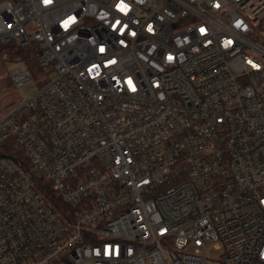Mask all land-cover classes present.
Returning <instances> with one entry per match:
<instances>
[{
  "label": "built area",
  "instance_id": "2783aa9c",
  "mask_svg": "<svg viewBox=\"0 0 264 264\" xmlns=\"http://www.w3.org/2000/svg\"><path fill=\"white\" fill-rule=\"evenodd\" d=\"M11 41L51 69L0 111V264H264V0H0Z\"/></svg>",
  "mask_w": 264,
  "mask_h": 264
},
{
  "label": "rangeland",
  "instance_id": "374dc122",
  "mask_svg": "<svg viewBox=\"0 0 264 264\" xmlns=\"http://www.w3.org/2000/svg\"><path fill=\"white\" fill-rule=\"evenodd\" d=\"M25 66L21 60H12L0 56V111L5 110L10 105L16 103L18 100H22L26 97V93H34L40 84L46 80L48 72L51 66H43V72L38 75H33V79L30 83H27L24 88L15 87L9 80V72L17 66ZM218 252V249L214 247H208L204 253L206 255H214Z\"/></svg>",
  "mask_w": 264,
  "mask_h": 264
},
{
  "label": "trees",
  "instance_id": "16d2710c",
  "mask_svg": "<svg viewBox=\"0 0 264 264\" xmlns=\"http://www.w3.org/2000/svg\"><path fill=\"white\" fill-rule=\"evenodd\" d=\"M0 56L12 60H21L33 75H38L43 72V66L40 65L38 59V48L34 43L22 46L11 41L2 44L0 45Z\"/></svg>",
  "mask_w": 264,
  "mask_h": 264
},
{
  "label": "water",
  "instance_id": "95a60500",
  "mask_svg": "<svg viewBox=\"0 0 264 264\" xmlns=\"http://www.w3.org/2000/svg\"><path fill=\"white\" fill-rule=\"evenodd\" d=\"M7 157L14 160L13 156L7 155Z\"/></svg>",
  "mask_w": 264,
  "mask_h": 264
},
{
  "label": "snow or ice",
  "instance_id": "6c2138e0",
  "mask_svg": "<svg viewBox=\"0 0 264 264\" xmlns=\"http://www.w3.org/2000/svg\"><path fill=\"white\" fill-rule=\"evenodd\" d=\"M51 2V0H45V3H50Z\"/></svg>",
  "mask_w": 264,
  "mask_h": 264
}]
</instances>
